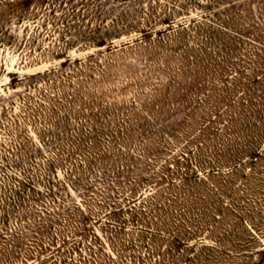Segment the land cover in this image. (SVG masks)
Wrapping results in <instances>:
<instances>
[{
  "label": "rangeland",
  "instance_id": "374dc122",
  "mask_svg": "<svg viewBox=\"0 0 264 264\" xmlns=\"http://www.w3.org/2000/svg\"><path fill=\"white\" fill-rule=\"evenodd\" d=\"M0 28V264H264V0H33Z\"/></svg>",
  "mask_w": 264,
  "mask_h": 264
},
{
  "label": "trees",
  "instance_id": "16d2710c",
  "mask_svg": "<svg viewBox=\"0 0 264 264\" xmlns=\"http://www.w3.org/2000/svg\"><path fill=\"white\" fill-rule=\"evenodd\" d=\"M33 0H4V1H1L3 2L1 5L2 9H0V15H5L6 13H8L9 11L11 10H17V12H21L23 13L27 8L30 7L31 5V2ZM69 2L70 0H41V5H45L46 3H49L50 5L54 7H61L62 5H64L65 2ZM5 6L7 8H5ZM0 7V8H1ZM5 8V9H4ZM75 9L73 10V13H75ZM89 13V12H88ZM110 13H108L109 15ZM75 16L77 15V13L74 14ZM65 18L68 16L66 13L64 14ZM125 16L127 17V15L125 14ZM62 18V17H61ZM129 20V18H126ZM103 22V20L101 19V23ZM100 23L99 25L97 26V28L99 29L100 31V34L96 37V40L97 42H99V45L103 46V45H106L107 44V41L109 38H111L113 32H116V28H113V29H106V31H102V29H100ZM125 26V25H124ZM186 27L185 24H183V28ZM2 29V28H0ZM99 31L97 33H99ZM150 31L149 30H144L143 33L144 34H148ZM113 42H109V44H112ZM67 60H70L69 58ZM255 80H259V77H255ZM259 153V152H257ZM174 239L176 240V245L175 247L176 248H179L181 244H184L186 243L184 239L182 238H179L177 236L174 237ZM187 246H190L189 244H186Z\"/></svg>",
  "mask_w": 264,
  "mask_h": 264
}]
</instances>
